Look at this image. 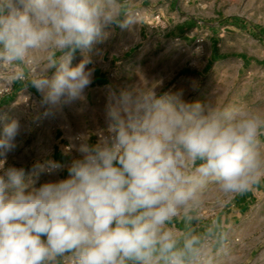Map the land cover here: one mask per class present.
Instances as JSON below:
<instances>
[{
	"label": "clouds",
	"instance_id": "obj_1",
	"mask_svg": "<svg viewBox=\"0 0 264 264\" xmlns=\"http://www.w3.org/2000/svg\"><path fill=\"white\" fill-rule=\"evenodd\" d=\"M135 17L131 0H0V81L35 88L48 113L84 101L98 46ZM105 117L95 144L79 137L68 177L37 186L64 166L5 168L21 124L0 112V264H211L223 241L217 221L203 223L205 196L264 177V109L186 102L141 82L110 91Z\"/></svg>",
	"mask_w": 264,
	"mask_h": 264
},
{
	"label": "rangeland",
	"instance_id": "obj_2",
	"mask_svg": "<svg viewBox=\"0 0 264 264\" xmlns=\"http://www.w3.org/2000/svg\"><path fill=\"white\" fill-rule=\"evenodd\" d=\"M214 7L217 13L220 11L224 16H242L251 24L264 23V0H214ZM208 22L214 23L215 19ZM146 26L152 28L149 23H146ZM120 28L116 26L118 31ZM157 28L161 32L149 35V39L139 38V35L132 39L126 38L123 34H117L116 37L110 35L104 44L98 46L102 49V54L93 55V63L88 67L93 69V72L95 66L102 67L117 92L143 82L155 87L158 95L181 93L186 102L206 103L215 100L221 104L243 102L250 107L264 109V64H256L252 60L244 64L237 48V39L240 37L237 36L235 27L229 29V34L220 37L222 54L212 60L210 37L205 34L190 39L187 47H182L178 45L184 44V40L179 34L167 33L168 27L164 26V19L161 25L154 27ZM202 39L204 41L200 42ZM114 41L117 47L112 53L118 58L110 63L107 57L108 44ZM249 53L253 54V51ZM81 59L82 54L77 52L73 64L79 63ZM121 59L125 61L121 62ZM51 74L50 72L49 75ZM19 83L21 87L16 90L14 84L9 86L0 81V99L9 98L6 106H0V112L6 113L9 120L18 119L21 124V132L16 140L17 146L12 152L7 153L5 168L22 167L26 173H30L37 160L49 158L56 141L57 130L66 127L67 124L84 122L107 124L105 108H101L99 104L100 97L93 98L96 95L92 94L91 84L85 89L84 101L62 104L48 113L47 106L41 103V94L32 87L23 91V83ZM105 89L109 87H102L100 91ZM6 122L8 121L0 122V136ZM0 159L4 157L0 156ZM263 179L264 177L259 180L260 184ZM49 181L47 174H41L37 186ZM256 184L251 190H255L257 198L247 207L244 227H234L231 230L234 245L228 248L216 247L212 251V257L211 252L209 254L211 264H264V222L257 232L256 228L252 227V223L256 222L254 220L256 215L264 214V184L258 190L255 188ZM247 192L224 196L214 187H210L200 212L202 218L213 217L227 204L234 202L236 196H245ZM256 234H260V238L253 241ZM233 248H237L241 259H230V251Z\"/></svg>",
	"mask_w": 264,
	"mask_h": 264
},
{
	"label": "crops",
	"instance_id": "obj_3",
	"mask_svg": "<svg viewBox=\"0 0 264 264\" xmlns=\"http://www.w3.org/2000/svg\"><path fill=\"white\" fill-rule=\"evenodd\" d=\"M131 7L137 13L135 26L132 30L120 28V31H118L114 25L109 30L112 37H116L117 34H123L128 39H132L137 35L140 36L139 38L149 39V35L161 32L158 28L154 29L155 17L161 16L164 19V26L168 27L167 33L179 34L184 40V44L178 46L187 47V42L190 39H196L200 35L205 34L210 37V58L212 60L217 55L222 54L223 48H221L219 43L220 37L229 34V29L235 27L237 36L240 37L237 39V48L240 51V58L244 64L249 60H252L256 64H264V23L251 24L242 16L230 17L220 14V11L217 13L214 7V0H131ZM212 19H215V22L209 23L208 21ZM146 23H149L152 28H147ZM108 46L109 53L107 57H109L108 61L112 63L115 58H118L115 53H112L116 49L117 44L114 41L110 42ZM250 46H253V48L251 49ZM251 50L253 54L249 53ZM123 61L125 60L121 59V62ZM208 64H210V61ZM14 87L18 90L21 87L20 83H15ZM91 87L93 89L92 94L96 95L93 98L98 99L100 97L101 102L99 104L101 108L106 109L108 94L114 90V86L100 66L94 67ZM102 87H109V89L100 91ZM28 88L30 89L31 87ZM8 99V97L0 99V106H6ZM93 119L95 120L96 117L94 116ZM106 129L107 124H101L100 122L70 123L66 127L58 129L56 141L49 158L60 162L64 167L52 174H47L50 179L49 182L67 178V169L72 160L81 158V154L78 151L81 143L79 137L88 136L90 137L88 142L95 144L99 139L98 134L102 131L106 133ZM261 183L264 184V179ZM262 184L258 182L255 188L258 190L259 187H262ZM255 198H257L255 190L250 189L245 196H236L234 202L227 204L213 217L203 218V223L217 221L219 225L217 229L218 237L222 239L223 246L228 248L235 243L231 233L232 228L244 227L245 215L248 211L247 207L250 206V202ZM254 220L256 222L252 223V227L256 228L257 232L264 222V214L258 213ZM202 229L203 224L201 225ZM259 238L260 234H256L253 236V241H257ZM218 246L216 245L212 248L211 257L213 255L212 251ZM230 252V259L239 260L242 258L237 248H233Z\"/></svg>",
	"mask_w": 264,
	"mask_h": 264
},
{
	"label": "built area",
	"instance_id": "obj_4",
	"mask_svg": "<svg viewBox=\"0 0 264 264\" xmlns=\"http://www.w3.org/2000/svg\"><path fill=\"white\" fill-rule=\"evenodd\" d=\"M155 19H156V21H155L154 27H158L162 23V18H161V16H156ZM203 41L204 40L202 39L200 42H203Z\"/></svg>",
	"mask_w": 264,
	"mask_h": 264
},
{
	"label": "trees",
	"instance_id": "obj_5",
	"mask_svg": "<svg viewBox=\"0 0 264 264\" xmlns=\"http://www.w3.org/2000/svg\"><path fill=\"white\" fill-rule=\"evenodd\" d=\"M2 103H4V102H2ZM2 103H1V104H2Z\"/></svg>",
	"mask_w": 264,
	"mask_h": 264
}]
</instances>
